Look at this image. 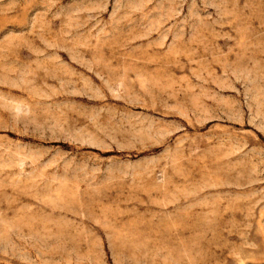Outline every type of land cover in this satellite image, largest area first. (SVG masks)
Segmentation results:
<instances>
[{
  "label": "rangeland",
  "instance_id": "rangeland-1",
  "mask_svg": "<svg viewBox=\"0 0 264 264\" xmlns=\"http://www.w3.org/2000/svg\"><path fill=\"white\" fill-rule=\"evenodd\" d=\"M0 264H264V0H0Z\"/></svg>",
  "mask_w": 264,
  "mask_h": 264
}]
</instances>
